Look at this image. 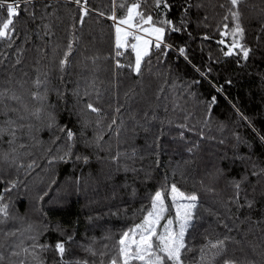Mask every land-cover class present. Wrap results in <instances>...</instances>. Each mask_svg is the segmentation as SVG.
I'll return each instance as SVG.
<instances>
[{"label": "trees", "instance_id": "16d2710c", "mask_svg": "<svg viewBox=\"0 0 264 264\" xmlns=\"http://www.w3.org/2000/svg\"><path fill=\"white\" fill-rule=\"evenodd\" d=\"M168 3L171 10L165 12L149 0L145 11L154 18L165 13L180 31L166 36L172 45L167 56L154 52L140 76L127 67L115 68L113 23L107 18L111 0H87L89 13L83 24L81 7L68 0H33L27 7L35 12V20L21 3L15 18L18 38L14 34L11 48L7 41L0 43L6 57H0V91L8 93L0 105V112L6 113L0 114V127L8 128L9 119L15 121L11 128L16 137L13 144L8 142L10 135L0 138V155L9 153L25 166L17 170L0 162L2 203L8 204L11 217L0 225L4 264H19L22 259L38 264L23 252L10 255L21 241L22 247L30 246L32 236L36 243L51 246L39 252L44 264H60L54 251L57 241H67V264L84 260L108 264L121 235L142 222L151 197L172 183L199 197V218L186 236L193 248L186 258L189 264H195L207 240L225 236L240 242L228 243L227 258L238 264H264V174H252L264 169V0H244L238 9L230 0ZM230 10L241 12L243 43L252 50L246 61L242 56H223L221 49H227L217 43L225 24L234 27ZM122 14L117 9V16ZM74 37L70 66L61 72L59 60ZM230 41L226 38V43ZM180 47L186 49L187 60ZM97 57L95 63L90 59ZM118 59L127 65L134 55L129 49ZM43 73L47 99L41 103L30 93L36 91L32 81ZM85 91L91 95L85 96ZM13 92L28 111L8 98ZM213 96L216 102L209 107ZM88 102L101 109L99 115L85 108ZM37 108L43 109L39 118L32 115ZM53 118L56 125L77 134L73 159L67 163H49L58 155L56 147L67 143L58 127H48ZM113 119L116 124L109 130ZM97 134L103 135L99 146L85 147V141H93ZM55 136L61 139L52 144ZM78 154L88 156L89 162L75 160ZM33 161L35 166L28 169ZM245 176L236 201L233 182ZM13 180L17 186L4 191ZM246 200L255 202L251 209L239 207ZM166 202L171 204L170 199ZM225 223L231 231L223 227ZM8 231L17 235H3ZM89 247L97 255L86 251Z\"/></svg>", "mask_w": 264, "mask_h": 264}, {"label": "snow or ice", "instance_id": "6c2138e0", "mask_svg": "<svg viewBox=\"0 0 264 264\" xmlns=\"http://www.w3.org/2000/svg\"><path fill=\"white\" fill-rule=\"evenodd\" d=\"M75 4L81 7L82 15L79 18V22L83 24L84 18L89 13V8L87 7V0H72ZM112 11L111 14L107 16L108 19L113 21V28L115 31V68H129L132 73L137 76L142 75L143 67L145 65L151 64V56L154 52H160L163 56H167V50L172 48V45L166 42V36L170 35L172 32H179L180 28L176 24L167 19L165 13H161L158 17L154 18L151 12H146L145 7L148 5L149 0H111ZM244 0H230V3L234 9H238ZM21 3L25 5L24 11L28 13L30 19L35 20L36 15L34 11H30L27 7L33 3V0H0V43L5 41L8 42V47L11 48L15 43L14 34L18 38V33L16 29L15 18L20 15ZM156 9H163L166 11L171 10V5H169L168 0H153ZM117 9L122 10V15L117 16ZM6 11V16L3 14ZM101 16L105 13L101 12ZM229 15L234 21V27L229 29L228 25H224V30L220 32L221 39L217 42L220 45H224L227 50L221 49L223 56H242L246 61L249 58L250 52L252 51L246 44L243 43L244 40V28L240 23L241 12L239 10L229 11ZM225 20L228 16L224 17ZM48 25H45L47 28ZM75 25H73V28ZM49 33H45L48 35ZM230 37V43H226V38ZM76 39L70 41L67 45L66 50L63 52L62 58L59 60V69L63 72L67 67L70 66L69 57L73 52V45ZM204 39H209L205 36ZM130 49L131 53L134 55V60L129 64L125 65L120 62L118 58L125 55ZM123 50V51H122ZM163 50V51H162ZM21 51V50H18ZM181 56L186 60L188 59L186 54V49L180 47L178 49ZM0 57H5V54L0 53ZM95 63L97 58H90ZM20 59L16 60V63H20ZM0 63H3V59L0 58ZM195 67V66H193ZM200 72L199 68L195 69ZM211 71V69H209ZM202 76L206 73L200 72ZM195 83H199L196 81ZM32 86L36 89L30 93L31 99L35 101H40L41 103L47 99V73L38 75L35 80L32 81ZM23 87V85H21ZM90 87L94 88V82ZM43 89V92H41ZM222 89H217L221 91ZM97 96H99V91L96 90ZM8 95L7 91H0V105L3 104V98ZM79 95V92H77ZM85 96L91 95L90 92L85 91ZM10 100L17 101L21 103L25 111H28V106L23 103L22 97L13 92L8 96ZM216 97L213 96L211 99V104H215ZM85 108L97 115L100 114L101 109L96 107L92 102H88ZM11 111H16V109H10ZM42 108H37L32 115L39 118V114ZM120 109L116 108V112ZM0 114H6L0 112ZM23 118V117H21ZM8 128L0 127V138L4 135H10L11 139L8 141L9 144L15 142V130L11 128L15 124V121L8 120ZM99 123V122H98ZM116 124V120H112V124L108 126L111 130L112 125ZM48 127H58L61 133H65L67 143L65 145L57 146L55 151L58 155H54L49 163L54 161H63L65 163L73 159V149L75 148L77 142V134L74 133L70 128L65 126H58L55 124L53 118L52 123ZM87 127V125H85ZM83 135V133H81ZM181 136L183 134L181 133ZM61 139L60 136H55L51 141L52 144H56L57 141ZM264 139V137H262ZM103 140V135L97 134L93 141H85V147L99 146V142ZM24 147V145H20ZM66 149V150H63ZM53 149L50 147L48 149L51 152ZM15 151V149H13ZM191 151V149H189ZM62 154H59L61 153ZM135 154V153H133ZM119 155L113 157V160H118ZM75 160L82 161L87 164L89 162V157L86 155H76ZM0 162H6L9 166H16L17 170L24 168V164L17 163L15 157L10 158L9 153H4L0 155ZM35 166V161L27 165L28 169H32ZM253 175L264 174V169L260 170V173L253 172ZM247 180L245 176L242 180H237L233 182V187L236 190V201L239 200V195L241 191V184ZM3 176L0 175V183H3ZM10 187L4 189V191H11L12 188L17 186V181H10ZM211 191V189H209ZM42 199V197H41ZM166 199H170L171 204L166 202ZM4 200L3 193L0 192V225H4L11 219L8 211V204L2 203ZM253 200H246L245 205H239V207L247 206L252 208L254 206ZM200 207L199 197L196 193L186 194L181 191L175 183H172L168 190L161 189L155 192L151 197V207L147 210L141 223L135 225L133 228L125 231L118 241V249L115 255L111 256L108 264H189L187 261V255L189 252L193 251L190 241L186 239L189 233V229L194 227V221L197 220L198 214L197 210ZM174 210L175 215H171ZM211 213L210 210H206ZM250 219V217L248 218ZM164 221L163 223H161ZM259 223V222H257ZM31 227V226H30ZM223 227L231 231L228 225L225 223ZM3 235L11 237L16 236L17 231H8L3 233ZM30 239L33 243L28 247H22V241L20 244L14 246V250L11 251L10 255L14 257H19L21 252L31 256L33 260L37 261L38 264H44V261L40 258L39 252L47 251L50 245L36 243V237L32 236ZM72 237H68L71 240ZM207 239V238H206ZM67 241H57L54 245V251L60 258V264H67L64 261V255L66 252ZM229 242L240 243L239 241H234L233 237L225 236L224 238L216 239L215 241L207 240V243L199 249L198 259L195 264H238L236 259L227 258L226 253L228 251L227 245ZM5 245L0 243V249H3ZM15 249H20L19 251ZM91 255H97V253L91 248H87ZM106 253L101 252L100 255L103 256ZM225 257L224 259H220ZM6 257L3 251H0V264H4ZM19 264H26L25 260H20ZM75 264H88V261H76ZM103 264V261H101ZM247 264H254L253 261H247Z\"/></svg>", "mask_w": 264, "mask_h": 264}, {"label": "rangeland", "instance_id": "374dc122", "mask_svg": "<svg viewBox=\"0 0 264 264\" xmlns=\"http://www.w3.org/2000/svg\"><path fill=\"white\" fill-rule=\"evenodd\" d=\"M112 21V20H111ZM112 23H113V21H112ZM113 33H114V41H115V31H114V28H113Z\"/></svg>", "mask_w": 264, "mask_h": 264}, {"label": "built area", "instance_id": "2783aa9c", "mask_svg": "<svg viewBox=\"0 0 264 264\" xmlns=\"http://www.w3.org/2000/svg\"><path fill=\"white\" fill-rule=\"evenodd\" d=\"M68 1H70V2H72V0H68ZM72 3H74V2H72ZM75 4V3H74ZM79 6V5H78Z\"/></svg>", "mask_w": 264, "mask_h": 264}]
</instances>
